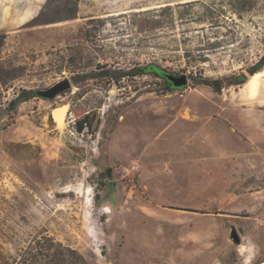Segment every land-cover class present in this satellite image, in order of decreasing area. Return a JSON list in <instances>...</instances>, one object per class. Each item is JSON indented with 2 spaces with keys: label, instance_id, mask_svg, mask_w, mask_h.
<instances>
[{
  "label": "rangeland",
  "instance_id": "obj_1",
  "mask_svg": "<svg viewBox=\"0 0 264 264\" xmlns=\"http://www.w3.org/2000/svg\"><path fill=\"white\" fill-rule=\"evenodd\" d=\"M237 1L0 0V55L21 67L4 99L71 85L21 103L0 128V264H264V79L254 93L211 86L249 78L264 54V0ZM150 62L187 84L133 69ZM167 123L147 153L172 162H134L142 136Z\"/></svg>",
  "mask_w": 264,
  "mask_h": 264
},
{
  "label": "trees",
  "instance_id": "obj_2",
  "mask_svg": "<svg viewBox=\"0 0 264 264\" xmlns=\"http://www.w3.org/2000/svg\"><path fill=\"white\" fill-rule=\"evenodd\" d=\"M13 3L15 6H17V2L16 0H13ZM228 5L236 10V11H247V10H253L255 9L254 4L251 5L248 3L247 0H238L237 2H229ZM2 12V8L0 9ZM3 15L6 16V13L3 12ZM3 35H0V53H1V47L3 46ZM219 44V42H215L214 45ZM185 57H187L188 59H190L192 56L191 54H188L187 52L185 53ZM200 60H206L205 56H203V58H200ZM103 68V66H98V69ZM143 68H151V70L149 71H139L142 73H155L158 76L164 78V74H163V69L157 65V64H147L145 67ZM19 69H21L20 66L18 65H13L10 62H8L7 60L3 59L0 55V128L2 130L7 129V127H10V125L13 122H9L10 120L13 119L12 113L13 111H15L17 109V107L23 103L26 102L28 100H30V98L39 96L36 91L38 90L37 88H24V87H19L18 89H15L13 92V96L10 99H4L3 95H2V91L6 90L4 88V86L6 84H8L10 81L15 80L16 78H18L20 75L17 72ZM262 69H264V54H261L259 56V58L256 60V62H254L252 65L248 66L246 68V71L248 73V75L254 74L255 72L258 71H262ZM92 71V70H91ZM109 71V70H108ZM108 73H114V72H108ZM94 73L88 72L87 74H85L83 76L84 79L89 78L91 75H94ZM117 74L121 75L120 72H117ZM236 80L238 81V84H243L246 82V80L248 79V76L246 74H244L243 72H239L236 74ZM76 78V76H74V79ZM41 97V96H39ZM43 98V97H42ZM47 99V98H45ZM51 119V116H50ZM87 122V120H84L82 122H77L75 125V129L78 132H81L83 130V123ZM108 172H105V174L107 175ZM97 185H102L101 182H98ZM95 200L99 199V195L98 193L94 194ZM169 208L172 209H179V210H184V211H190V212H199V213H204V211L202 210H198L195 208H182V207H172L169 206ZM222 214H228L226 212H219ZM44 240L48 241L49 238L44 237ZM36 244L38 245V248L41 249V244H43V242H41L40 240H37ZM51 244H45L44 246L50 247ZM28 259L25 256H22L19 260L18 263L19 264H29V262L27 261ZM256 264V263H255ZM258 264V263H257Z\"/></svg>",
  "mask_w": 264,
  "mask_h": 264
},
{
  "label": "water",
  "instance_id": "obj_3",
  "mask_svg": "<svg viewBox=\"0 0 264 264\" xmlns=\"http://www.w3.org/2000/svg\"><path fill=\"white\" fill-rule=\"evenodd\" d=\"M149 70H151V68H141L139 71L144 72ZM235 76L236 74L232 76L224 77L222 83L224 85L238 84V81L236 80ZM164 77H166L168 84L171 85L173 88L184 87L188 81L187 75L185 73H179V74L166 73L164 74ZM211 86L213 87L214 85ZM70 87L71 85L69 81L67 79H63L57 81L56 83H54L53 85H51L46 89H38L36 93L43 98L53 99L60 93L70 89ZM230 236L235 243L238 244L240 242V237L238 236L235 230L231 229Z\"/></svg>",
  "mask_w": 264,
  "mask_h": 264
},
{
  "label": "crops",
  "instance_id": "obj_4",
  "mask_svg": "<svg viewBox=\"0 0 264 264\" xmlns=\"http://www.w3.org/2000/svg\"><path fill=\"white\" fill-rule=\"evenodd\" d=\"M237 113H240V112L238 111ZM253 118H254L253 116L246 117V119H247V122H245L246 123V125H245L246 128H247V126L254 125L253 120L251 121V119H253ZM161 119L162 118L159 117V121H161ZM240 123H244V122H240ZM163 124H165V123H162V126H163ZM168 130H169V127H168V123H167L166 127L162 128V129H161V127H159L158 134L157 133L155 134V133L151 132L152 134H150L149 136H146V135L144 136L143 135L142 138L143 139L146 138V140L147 141L149 140V141L146 144H144V146H142L141 151L137 155L138 160H135L134 162H172V161H169V160H163L162 158H159L157 154L154 155V156H150V154L147 153L148 148L150 147V144L152 142H154V141L159 140L165 133H168ZM247 132H251V131H247ZM249 134H251V133H249ZM249 134H247V135L249 136ZM30 141H31L30 139H27V140L20 141L19 143H20V146L22 147L21 150H28V156H33L34 152L31 153L33 151L32 150L33 146H31ZM200 141L201 140H198L197 142H200ZM189 144H191V143H189ZM204 147H205V145H204ZM199 153H201L203 155V157H204V156H207L208 152H207L206 149H204L203 151H199ZM12 154H13V156L15 155V150L14 149L12 150ZM22 155L25 156L26 153H23Z\"/></svg>",
  "mask_w": 264,
  "mask_h": 264
},
{
  "label": "bare ground",
  "instance_id": "obj_5",
  "mask_svg": "<svg viewBox=\"0 0 264 264\" xmlns=\"http://www.w3.org/2000/svg\"><path fill=\"white\" fill-rule=\"evenodd\" d=\"M262 79H264V71H258L256 73L252 74L248 78V80L246 81V84L249 87L251 93H254L255 90H257V87L259 86L260 81ZM66 107H67L66 105H63L61 107H55L52 109L53 119L56 121V123L59 127L63 126L64 114L66 112ZM242 252H244V251L242 250Z\"/></svg>",
  "mask_w": 264,
  "mask_h": 264
},
{
  "label": "flooded vegetation",
  "instance_id": "obj_6",
  "mask_svg": "<svg viewBox=\"0 0 264 264\" xmlns=\"http://www.w3.org/2000/svg\"><path fill=\"white\" fill-rule=\"evenodd\" d=\"M148 64H154V63H152V62H150V63H148ZM146 66V65H145ZM145 66H139V65H137V66H135V67H133V69H135V70H140L141 68H143V67H145ZM167 72H164L163 71V74H166ZM173 74H179V73H173ZM187 78H188V76H187ZM164 80H165V82L167 83V85L169 86V87H171V88H173L171 85H169L168 84V81H167V79H166V77H164ZM213 83V85H214V88H217V87H219V86H222V82L219 80V79H216V80H214V82H212Z\"/></svg>",
  "mask_w": 264,
  "mask_h": 264
},
{
  "label": "built area",
  "instance_id": "obj_7",
  "mask_svg": "<svg viewBox=\"0 0 264 264\" xmlns=\"http://www.w3.org/2000/svg\"><path fill=\"white\" fill-rule=\"evenodd\" d=\"M123 170H124V171H128V168H124Z\"/></svg>",
  "mask_w": 264,
  "mask_h": 264
}]
</instances>
